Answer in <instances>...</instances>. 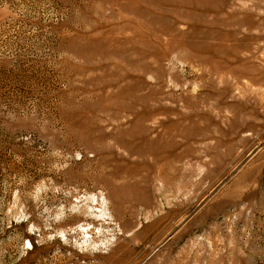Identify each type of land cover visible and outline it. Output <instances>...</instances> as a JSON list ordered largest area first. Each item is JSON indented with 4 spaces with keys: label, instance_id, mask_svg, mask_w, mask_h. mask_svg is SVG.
<instances>
[{
    "label": "rangeland",
    "instance_id": "374dc122",
    "mask_svg": "<svg viewBox=\"0 0 264 264\" xmlns=\"http://www.w3.org/2000/svg\"><path fill=\"white\" fill-rule=\"evenodd\" d=\"M0 264H264V0H0Z\"/></svg>",
    "mask_w": 264,
    "mask_h": 264
}]
</instances>
